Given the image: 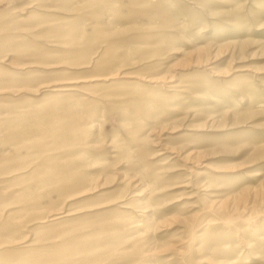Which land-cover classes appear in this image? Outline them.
I'll use <instances>...</instances> for the list:
<instances>
[{
    "label": "rangeland",
    "instance_id": "obj_1",
    "mask_svg": "<svg viewBox=\"0 0 264 264\" xmlns=\"http://www.w3.org/2000/svg\"><path fill=\"white\" fill-rule=\"evenodd\" d=\"M0 264H264V0H0Z\"/></svg>",
    "mask_w": 264,
    "mask_h": 264
}]
</instances>
